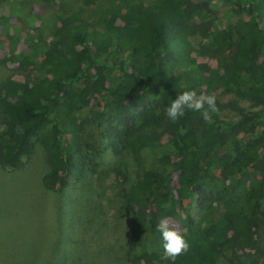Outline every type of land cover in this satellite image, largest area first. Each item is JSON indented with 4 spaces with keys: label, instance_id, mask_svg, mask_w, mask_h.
<instances>
[{
    "label": "trees",
    "instance_id": "1",
    "mask_svg": "<svg viewBox=\"0 0 264 264\" xmlns=\"http://www.w3.org/2000/svg\"><path fill=\"white\" fill-rule=\"evenodd\" d=\"M36 1L37 16L54 15L57 27L33 51L21 47L23 21L12 23L16 4L0 0L2 61L33 62L23 80L12 75L0 85L7 124L0 164L19 165L38 142L49 165L44 186L65 187L78 171L88 111L106 124L111 150L130 147L138 164L139 177L119 192L131 263L172 264L162 258L156 226L175 217L190 245L175 264H256L264 213V0H223L238 15L233 24L223 22L214 0H75L71 11L62 0ZM189 19L199 22L193 27ZM198 33L196 48L190 37ZM186 90L233 91L261 108L226 116L216 103L211 124L191 110L172 122L165 109ZM117 172L127 180L123 162Z\"/></svg>",
    "mask_w": 264,
    "mask_h": 264
},
{
    "label": "rangeland",
    "instance_id": "2",
    "mask_svg": "<svg viewBox=\"0 0 264 264\" xmlns=\"http://www.w3.org/2000/svg\"><path fill=\"white\" fill-rule=\"evenodd\" d=\"M11 1L19 13L14 14L12 23L22 20L25 27L21 47L36 51L49 43L57 27L55 16L50 13L37 16L41 7L36 0ZM214 2L225 24L237 20L238 15L231 11L228 3ZM75 6V0H62L61 8L66 11ZM197 22L198 19H189L193 27ZM190 39L198 48L202 37L198 33ZM3 55L4 50L0 49V85L12 75L23 80V73L33 62L22 66L5 63ZM195 57L200 64L217 65L213 58ZM195 72L194 68L192 73L196 75ZM213 94L226 116L261 108V101L241 97L233 91L218 90ZM82 119L77 140L80 146L75 151L78 171L65 187L49 190L44 186L43 177L49 165L44 148L38 142L31 154L20 159L19 165L0 164V264H133L127 259L128 219L121 215L125 200L119 192L139 177L138 164L130 147L120 155L111 150V138L103 134L106 124L101 125L88 111L83 113ZM156 130L159 134L163 131L162 128ZM6 137L7 124L0 111V140ZM120 162L127 168L129 179L126 181H122L117 172ZM94 165H97L96 170ZM185 203L200 217L194 205H189V201ZM169 218L181 231L178 218ZM257 222L256 264H264V213L258 215Z\"/></svg>",
    "mask_w": 264,
    "mask_h": 264
},
{
    "label": "clouds",
    "instance_id": "3",
    "mask_svg": "<svg viewBox=\"0 0 264 264\" xmlns=\"http://www.w3.org/2000/svg\"><path fill=\"white\" fill-rule=\"evenodd\" d=\"M186 110L200 112L206 123H213L212 115L218 113L215 94H200L195 90H186L178 95L165 109L169 120L176 122L185 115ZM157 230L162 234L164 260L175 264L177 258L188 252L190 245L170 218H161Z\"/></svg>",
    "mask_w": 264,
    "mask_h": 264
}]
</instances>
